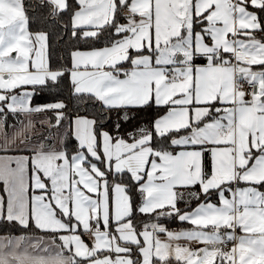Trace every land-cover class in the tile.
<instances>
[{
	"label": "snow or ice",
	"instance_id": "1",
	"mask_svg": "<svg viewBox=\"0 0 264 264\" xmlns=\"http://www.w3.org/2000/svg\"><path fill=\"white\" fill-rule=\"evenodd\" d=\"M0 264H264V0H0Z\"/></svg>",
	"mask_w": 264,
	"mask_h": 264
},
{
	"label": "trees",
	"instance_id": "2",
	"mask_svg": "<svg viewBox=\"0 0 264 264\" xmlns=\"http://www.w3.org/2000/svg\"><path fill=\"white\" fill-rule=\"evenodd\" d=\"M33 2H34V0H26V3L29 4V5L32 4ZM53 46L56 47V38L55 37H53ZM59 47L62 48L63 44L59 45ZM46 99H47V97H39V98H36L34 100V103H42V102H45ZM13 119H14L13 117L9 116L7 123L9 125L12 124L13 123ZM131 127H132L131 125L126 126V130L130 131ZM194 206H195V204H193V207ZM180 207L183 208V207H185V205L181 204ZM161 222L164 223L165 226L168 227V228H171V227L182 228V227L189 226V225L181 223L179 221H174L171 218H161Z\"/></svg>",
	"mask_w": 264,
	"mask_h": 264
},
{
	"label": "crops",
	"instance_id": "3",
	"mask_svg": "<svg viewBox=\"0 0 264 264\" xmlns=\"http://www.w3.org/2000/svg\"><path fill=\"white\" fill-rule=\"evenodd\" d=\"M10 125H11V124H10ZM8 131H9V133L11 134L12 129H11V128H8ZM187 227H189V226H187ZM182 228H186V227H182ZM169 229H172V230H178V229H181V228L171 227V228H169Z\"/></svg>",
	"mask_w": 264,
	"mask_h": 264
}]
</instances>
